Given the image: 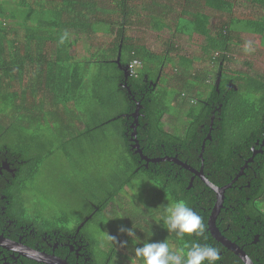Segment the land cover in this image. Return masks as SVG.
<instances>
[{"label":"trees","instance_id":"1","mask_svg":"<svg viewBox=\"0 0 264 264\" xmlns=\"http://www.w3.org/2000/svg\"><path fill=\"white\" fill-rule=\"evenodd\" d=\"M173 2L181 7L170 18ZM235 7L247 13L235 14ZM205 9L229 18L214 25ZM132 24L168 31L167 47L155 51L135 43L127 32ZM241 33L264 37V0H0V191L9 200L7 216L38 229L25 243L66 257L52 251L53 242H65L80 228L75 248L85 264H134L141 245L121 231L133 227L140 243L165 241L173 250L208 243L220 252L217 264H244L212 237L215 193L186 164L203 166L217 186L230 184L216 226L254 264H264V74L228 68ZM180 37L201 56L179 53ZM77 44H84V54L72 51ZM133 57L141 66L136 75H124L118 64ZM137 103L132 120L126 114ZM103 140L119 150L111 145L106 168L92 163L94 175L80 180L96 184L94 192L81 197L82 190H71L76 201L84 200L72 217L47 219L28 208L27 189L57 151L81 154ZM239 149L254 156L247 176L232 152ZM176 200L202 217L203 237L180 238L163 228L160 205ZM43 231L52 239H43ZM11 261L0 258V264Z\"/></svg>","mask_w":264,"mask_h":264},{"label":"rangeland","instance_id":"2","mask_svg":"<svg viewBox=\"0 0 264 264\" xmlns=\"http://www.w3.org/2000/svg\"><path fill=\"white\" fill-rule=\"evenodd\" d=\"M171 6H173V14L171 13L172 15L169 17L173 18L179 13L181 4L173 2ZM205 12L211 16V21L214 25L219 26L221 22L227 21L229 18L227 13H220L210 9H205ZM233 12L235 14L247 13V11L238 7L233 8ZM127 32L134 38L135 43L145 45L155 51H161L166 48L164 41H168V37L171 36L168 31H154L145 24H132ZM239 37L241 38V43L233 45L234 47L230 54L233 60L227 64L228 68L242 72L250 70L251 74H264V61L258 57V55L264 56V37L248 33H241ZM68 38L74 40L75 35L69 32ZM175 42L178 44L179 53L189 56H201V51L192 49L190 42L185 37L177 38ZM83 46L84 44H77L72 51L76 55L84 54L85 46ZM245 62H249L251 68ZM202 64L206 65V60L202 61L201 64L195 63V66L201 68ZM111 145L112 143L108 140L98 141L95 146H88V151L81 154L71 153L68 156H62L60 151H57L46 165H42L32 188L29 187L27 189L25 197L28 201V208L39 210L38 212L41 216L47 219L57 217L67 219L72 217L74 209H79L84 200L76 201L78 194L72 193L71 190H82L81 195L79 194L81 197H84V191L94 192L96 184L93 182L91 184H83L80 180L89 174L94 175L90 164L94 163L95 166L97 164L104 165L105 162L109 161V157H113L110 150ZM112 147L118 152L119 148L113 145ZM104 167L106 168V165ZM49 168L52 171V176L48 171ZM262 208H264V203ZM68 220L69 225L73 226L74 220ZM119 248L121 249L120 246ZM129 263L132 264L131 261Z\"/></svg>","mask_w":264,"mask_h":264},{"label":"clouds","instance_id":"3","mask_svg":"<svg viewBox=\"0 0 264 264\" xmlns=\"http://www.w3.org/2000/svg\"><path fill=\"white\" fill-rule=\"evenodd\" d=\"M134 60H137L138 64L134 68V73H131L129 64ZM118 65L124 75L134 76L141 66V61L133 57L127 64L120 62ZM135 105L134 110L126 114L132 120H136L139 115V103ZM159 220L168 234H175L180 238L184 236L203 237L205 233L202 217L183 200L167 201L166 204L160 205ZM133 229L132 227L126 230L121 229V231L126 232L130 238H136L137 245H141L134 249V264L138 261H142V264H217L221 259L219 250L208 243L185 244L184 248L179 250H173L172 246L165 241L140 243ZM108 239L116 241L115 237L109 235Z\"/></svg>","mask_w":264,"mask_h":264},{"label":"flooded vegetation","instance_id":"4","mask_svg":"<svg viewBox=\"0 0 264 264\" xmlns=\"http://www.w3.org/2000/svg\"><path fill=\"white\" fill-rule=\"evenodd\" d=\"M255 112H256V115L258 116V107L255 108ZM255 138H256V141L254 142V144L257 146L258 137H255ZM250 150H251V152L255 153L254 152L255 147L253 145H251ZM232 152L234 155H236L235 159L237 162H241V161L244 162L243 164H241L238 167L239 168L238 170H239V172L243 173L242 175L245 176L246 170L251 169L255 163L254 156L253 157L251 156L252 158L251 157H244V155H243V153H241L240 149L238 152L236 150H233ZM5 165L8 169H10L12 172H14V169H12L10 167L9 163H5ZM201 167L203 170V166H201ZM192 169H194V168H192ZM199 170H196V171H199ZM8 202H9V200L7 199V196L5 195V193L0 191V258L7 260L10 257L12 261L6 262L7 264H25V260H23V258L30 260V262L28 264H43V263H38L32 259L26 258L25 256L21 255L19 252H15L14 250H16L15 247L17 246V244L8 241L10 239V240H14L18 243H22L26 246H29L25 242L29 241L31 238L35 239L36 236L39 235L37 233L38 229L37 230H34V228L29 229V225H27V224H24V225L20 224L18 226L17 221H15L11 217L7 216L6 205L8 204ZM79 231H80V228H77L75 230L74 235H72L71 238H67V240H65V242H61L60 240H58V237L55 238V239H57V241L53 242L52 251L60 250L61 252H63L66 255V257H62V258H69V259L73 260L75 262V264H79V263L85 264L86 259L83 257V255L81 256V254L78 253V248H75L76 242L80 241ZM52 234H56V232L52 231ZM40 236H43V239H48V240L52 239V235H50L47 231H43L40 234ZM1 244L6 245L8 248L2 246ZM34 246H40V243L36 240V241H34ZM29 247L36 249V247H33V246H29ZM38 250L48 252V251L43 250L41 248ZM73 252L75 254L74 258L72 257Z\"/></svg>","mask_w":264,"mask_h":264},{"label":"water","instance_id":"5","mask_svg":"<svg viewBox=\"0 0 264 264\" xmlns=\"http://www.w3.org/2000/svg\"><path fill=\"white\" fill-rule=\"evenodd\" d=\"M125 71V70H124ZM135 135V133H134ZM134 146L139 148L138 141L134 140ZM141 154V149L137 150ZM145 159H148L146 156H143ZM177 160V159H176ZM179 161V160H177ZM181 163V162H180ZM184 166L191 169L194 173H196L200 178L204 181V183L210 187L211 190L214 191L216 196V201L214 203L213 208L211 209L210 216L208 219V230L210 231L213 238H215L218 242H220L225 248L233 252L237 257H239L244 264H254L252 259L247 255L242 247H240L237 243L231 241L227 237H225L217 228L216 226V218L217 215L222 207L223 198H224V191L230 184H226L224 186H217L211 183L204 175L202 167L199 171L192 169L190 166L183 164ZM9 242L16 243L17 246L15 247V252H19L21 255L25 256L26 258L35 260L37 262H42L45 264H71L66 258H62L57 256L55 253H48L45 251H41L29 246H26L22 243H18L14 240H8ZM2 246L8 248L6 245L1 244ZM14 246V245H13Z\"/></svg>","mask_w":264,"mask_h":264},{"label":"built area","instance_id":"6","mask_svg":"<svg viewBox=\"0 0 264 264\" xmlns=\"http://www.w3.org/2000/svg\"><path fill=\"white\" fill-rule=\"evenodd\" d=\"M138 64V61L137 60H134L132 61L130 64H129V68H130V72L131 73H134V68L135 66Z\"/></svg>","mask_w":264,"mask_h":264},{"label":"crops","instance_id":"7","mask_svg":"<svg viewBox=\"0 0 264 264\" xmlns=\"http://www.w3.org/2000/svg\"><path fill=\"white\" fill-rule=\"evenodd\" d=\"M119 67V66H118ZM96 69L95 68H93V72L95 71ZM111 81H115V79H113V80H111ZM105 85H108V84H105Z\"/></svg>","mask_w":264,"mask_h":264}]
</instances>
